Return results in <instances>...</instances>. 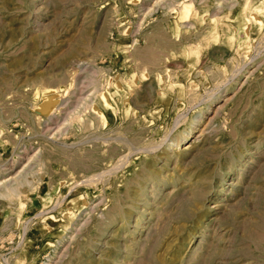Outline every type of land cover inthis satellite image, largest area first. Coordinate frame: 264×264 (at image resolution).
Wrapping results in <instances>:
<instances>
[{
    "label": "rangeland",
    "instance_id": "obj_1",
    "mask_svg": "<svg viewBox=\"0 0 264 264\" xmlns=\"http://www.w3.org/2000/svg\"><path fill=\"white\" fill-rule=\"evenodd\" d=\"M0 264H264V0H0Z\"/></svg>",
    "mask_w": 264,
    "mask_h": 264
},
{
    "label": "bare ground",
    "instance_id": "obj_2",
    "mask_svg": "<svg viewBox=\"0 0 264 264\" xmlns=\"http://www.w3.org/2000/svg\"><path fill=\"white\" fill-rule=\"evenodd\" d=\"M250 14V13H249ZM248 16V15H247ZM250 16V15H249ZM253 17V16H252ZM243 30V29H242ZM190 49V48H189ZM98 85H100V86H104L105 85V82H103L102 81V83H100L99 84V82H98ZM98 101V100H97ZM99 105H100V103H98ZM98 104H97V106H98ZM53 113V112H52ZM51 113V114H52ZM186 148V147H185ZM11 191H12V193L11 194H6L5 196L6 197H8V198H10V197H13V196H17L18 195V193H16L15 191H14V193H13V190L11 189ZM13 195V196H12ZM75 214V213H74Z\"/></svg>",
    "mask_w": 264,
    "mask_h": 264
}]
</instances>
